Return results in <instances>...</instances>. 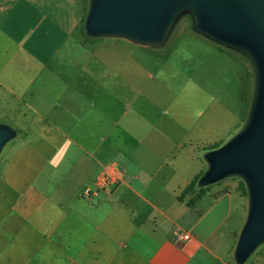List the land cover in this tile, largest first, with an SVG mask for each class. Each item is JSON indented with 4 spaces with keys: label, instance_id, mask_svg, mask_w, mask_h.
Masks as SVG:
<instances>
[{
    "label": "crops",
    "instance_id": "0c3cea01",
    "mask_svg": "<svg viewBox=\"0 0 264 264\" xmlns=\"http://www.w3.org/2000/svg\"><path fill=\"white\" fill-rule=\"evenodd\" d=\"M67 10L66 0H0V125L17 138L0 170V264H230L231 204L207 191L193 207L178 200L195 177L185 171L194 139L163 165L151 149L141 158L114 143L141 145L152 128L101 114L148 57L99 63L76 51ZM110 165L120 181L97 189Z\"/></svg>",
    "mask_w": 264,
    "mask_h": 264
},
{
    "label": "rangeland",
    "instance_id": "374dc122",
    "mask_svg": "<svg viewBox=\"0 0 264 264\" xmlns=\"http://www.w3.org/2000/svg\"><path fill=\"white\" fill-rule=\"evenodd\" d=\"M66 2V18L76 21L73 33L76 51L96 54L99 63L109 62L107 57H115L112 62L116 64L125 62L119 58L126 55L148 57L144 60L146 65H140L145 71L120 79L131 87L128 94L120 97L115 92V98L111 93L106 94L103 101L115 100L119 106L101 114L115 117L130 127L140 123L144 129L152 128L157 138L142 139L141 145L139 140L114 143L123 148L134 145L141 158L142 149H151L162 157L161 164L169 165L165 159L170 151L194 139L188 146L196 162L184 166L185 171L195 170V177L205 173V155L223 147L247 123L256 87L255 70L249 59L196 32L192 17L187 13L177 19L161 47H145L116 37L91 38L84 31L91 0ZM123 101L130 104L129 109L124 107ZM16 140L11 139L2 149L0 170L7 161L9 146ZM162 173H158V181L163 180ZM242 183L246 185L243 178L231 176L206 186L213 199H223L232 207L228 223L235 227L234 240L225 254L230 264H237L235 249L249 214V193L248 189L247 192L242 190ZM243 264H264V243Z\"/></svg>",
    "mask_w": 264,
    "mask_h": 264
},
{
    "label": "water",
    "instance_id": "95a60500",
    "mask_svg": "<svg viewBox=\"0 0 264 264\" xmlns=\"http://www.w3.org/2000/svg\"><path fill=\"white\" fill-rule=\"evenodd\" d=\"M208 39L242 53L256 75L254 100L243 130L223 147L205 155L207 170L198 185L227 177L244 179L249 214L235 249L245 263L264 243V0H91L84 24L88 37H116L145 47H161L183 14ZM16 136L0 125V153Z\"/></svg>",
    "mask_w": 264,
    "mask_h": 264
},
{
    "label": "trees",
    "instance_id": "16d2710c",
    "mask_svg": "<svg viewBox=\"0 0 264 264\" xmlns=\"http://www.w3.org/2000/svg\"><path fill=\"white\" fill-rule=\"evenodd\" d=\"M204 172L196 176L179 195V202L185 203L188 207H193L205 194L207 187H200L198 182ZM242 190L247 192V187L242 183Z\"/></svg>",
    "mask_w": 264,
    "mask_h": 264
},
{
    "label": "built area",
    "instance_id": "2783aa9c",
    "mask_svg": "<svg viewBox=\"0 0 264 264\" xmlns=\"http://www.w3.org/2000/svg\"><path fill=\"white\" fill-rule=\"evenodd\" d=\"M120 181V171L116 165H110L103 174L97 179L95 185L97 189H106L114 186ZM95 188V190H96ZM93 189L87 190L86 194L89 195ZM94 191V190H93ZM187 237V236H186Z\"/></svg>",
    "mask_w": 264,
    "mask_h": 264
}]
</instances>
